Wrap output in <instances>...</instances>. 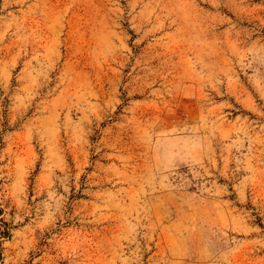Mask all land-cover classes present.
Wrapping results in <instances>:
<instances>
[{
  "label": "rangeland",
  "instance_id": "374dc122",
  "mask_svg": "<svg viewBox=\"0 0 264 264\" xmlns=\"http://www.w3.org/2000/svg\"><path fill=\"white\" fill-rule=\"evenodd\" d=\"M0 264H264V0H0Z\"/></svg>",
  "mask_w": 264,
  "mask_h": 264
}]
</instances>
